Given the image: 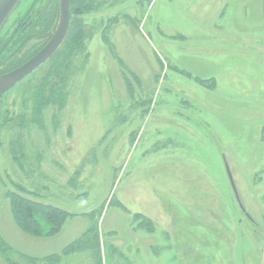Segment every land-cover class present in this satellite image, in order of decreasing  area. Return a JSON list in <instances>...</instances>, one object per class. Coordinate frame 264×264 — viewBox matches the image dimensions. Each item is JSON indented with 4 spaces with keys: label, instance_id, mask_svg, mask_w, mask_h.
I'll return each mask as SVG.
<instances>
[{
    "label": "rangeland",
    "instance_id": "obj_1",
    "mask_svg": "<svg viewBox=\"0 0 264 264\" xmlns=\"http://www.w3.org/2000/svg\"><path fill=\"white\" fill-rule=\"evenodd\" d=\"M85 1L81 49L0 97V264L91 228L56 264H264V0ZM16 189L73 217L29 237Z\"/></svg>",
    "mask_w": 264,
    "mask_h": 264
},
{
    "label": "trees",
    "instance_id": "obj_2",
    "mask_svg": "<svg viewBox=\"0 0 264 264\" xmlns=\"http://www.w3.org/2000/svg\"><path fill=\"white\" fill-rule=\"evenodd\" d=\"M85 2L87 4V1L85 0H72L70 6V14H73L76 9L86 10L85 8H87V5L85 6ZM49 15L55 16L56 14L54 11H51ZM42 21H44V24L39 23L38 26L41 30L45 29V31H47L52 21L50 23H48L47 20ZM73 22L74 21H70L69 31L62 46L65 47L66 42L68 40H71L73 42L71 48H77V50H79L82 47V36L79 30L80 27L77 25L79 23ZM5 38L6 35L4 36L0 33V58L2 57L3 59L5 58V60H8L9 57H11L12 53L18 54L22 50V48L26 45V42L32 38V34L30 32H26L24 36L25 43L21 45L18 49H16V51L13 50L15 46L10 45L9 41H7ZM61 47L50 60H52L59 53ZM23 61L24 59H18L14 61L16 62V64H14V66L9 67L8 69L10 70L11 68L20 65ZM23 194L25 193L21 190L16 189V191L14 192L6 193V198L9 200L11 216L16 227L23 234L29 237H53L59 234L62 231V228L64 227L67 220L73 217V215L66 213L63 210H60L51 205L36 202L32 199H29ZM1 245L2 243H0V246ZM98 246V234L97 232H94L93 228H91L87 232H85L78 240H75L73 243L66 246L60 254L47 256L43 259L31 258L23 254H18L19 260H13V258H10L7 262L8 264H56L60 258V255L67 256L71 253L91 251L94 250V248L99 249ZM0 250L2 251V249ZM5 250L11 251L9 247H7V249Z\"/></svg>",
    "mask_w": 264,
    "mask_h": 264
},
{
    "label": "water",
    "instance_id": "obj_3",
    "mask_svg": "<svg viewBox=\"0 0 264 264\" xmlns=\"http://www.w3.org/2000/svg\"><path fill=\"white\" fill-rule=\"evenodd\" d=\"M19 1L20 0H0V30L2 29L3 25L5 24ZM71 1L72 0H59V15L56 22L55 31L53 33L50 32L39 39L48 40L47 44L37 54H35L31 59L22 64L20 67L6 74L0 75V97L4 96L12 88H14L20 82L24 81L35 71H37L43 64L49 61L62 46L70 27ZM225 167L236 200L240 208L244 210L239 202V198L230 171L227 165H225Z\"/></svg>",
    "mask_w": 264,
    "mask_h": 264
},
{
    "label": "flooded vegetation",
    "instance_id": "obj_4",
    "mask_svg": "<svg viewBox=\"0 0 264 264\" xmlns=\"http://www.w3.org/2000/svg\"><path fill=\"white\" fill-rule=\"evenodd\" d=\"M39 2L40 0H29L30 6L28 10L25 11L24 14H17V16L15 17V20L17 17H19L17 18L18 21H16L15 29L13 30V32L10 33L9 36L6 35L5 38L7 41H9L10 45L15 46L13 50L16 51V49H18L21 45L25 43L24 36L26 32H30L32 34V38L26 42V45L22 48V50L18 54L12 53L11 57H9L8 60H5V58L3 59L2 57L0 58V75L15 70L16 68L20 67L22 64L27 62L29 59H31L48 42V40H39V39L44 35L50 32L53 33L55 31L56 22L58 20V15H59V8H58L59 0H43V2L40 3L41 5L36 9L35 6ZM51 11H54L56 15L55 16L49 15ZM42 20H47L48 23L52 21L51 25L49 24L50 27L48 28L47 31H45V29L41 30L40 27L38 26L39 23L44 24V21ZM1 31L2 29L0 30V33ZM18 59H24V61L20 65L11 68L9 70L8 68L14 66V64H16V62L14 61ZM240 210L242 213H244L245 217L249 221H251V218L245 213V210H242L241 208Z\"/></svg>",
    "mask_w": 264,
    "mask_h": 264
}]
</instances>
